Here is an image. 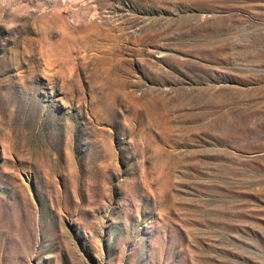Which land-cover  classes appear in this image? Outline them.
<instances>
[{"label": "rangeland", "instance_id": "obj_1", "mask_svg": "<svg viewBox=\"0 0 264 264\" xmlns=\"http://www.w3.org/2000/svg\"><path fill=\"white\" fill-rule=\"evenodd\" d=\"M0 264H264V0H0Z\"/></svg>", "mask_w": 264, "mask_h": 264}]
</instances>
